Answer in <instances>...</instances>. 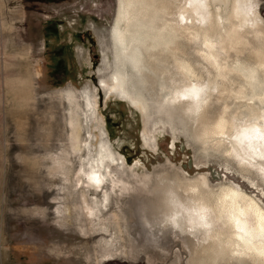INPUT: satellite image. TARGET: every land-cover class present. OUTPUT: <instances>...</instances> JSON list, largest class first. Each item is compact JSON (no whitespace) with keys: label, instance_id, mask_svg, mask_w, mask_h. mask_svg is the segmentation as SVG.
I'll return each instance as SVG.
<instances>
[{"label":"rangeland","instance_id":"374dc122","mask_svg":"<svg viewBox=\"0 0 264 264\" xmlns=\"http://www.w3.org/2000/svg\"><path fill=\"white\" fill-rule=\"evenodd\" d=\"M118 2L0 0V264H199L207 255L191 256V236L165 227L159 216L152 226L142 218L143 211L162 204L155 193L162 184L174 186L177 179L205 180L214 191L238 187L264 209L262 177L251 168L242 170L237 159L220 150L209 146L204 151L193 136L197 124L174 111L172 102L168 110L174 85L171 74H160L168 65L156 59L159 45L171 43L175 33L161 26L170 24L164 22L170 19L164 10L161 23L155 20L153 26L142 25L137 34L132 28L126 33L128 45L133 37L149 44L136 53L142 73L125 68L142 77L138 91L147 105L145 116L101 87V81L109 83L116 70L112 32ZM253 2L264 25V0ZM138 3L140 8L148 5L145 0ZM144 8L138 19L142 15L147 19ZM263 38L251 37L252 46L258 47ZM179 41L193 63L205 66L195 54L198 44ZM232 54L226 61L229 67L261 94L264 68L253 65L247 50L239 58ZM232 74L230 79L245 84ZM83 94L89 96L94 111L91 128L82 114ZM225 103L230 112H239V101ZM221 105L214 101L209 111L215 113ZM240 112L247 119V112L241 108ZM78 125L81 140L91 131L92 150L102 137L123 163L113 169L114 192L106 167L100 166L101 185L83 175L88 171V154L73 148ZM83 191L89 204L97 198L94 217L86 215ZM183 192L177 189L182 197Z\"/></svg>","mask_w":264,"mask_h":264},{"label":"bare ground","instance_id":"6f19581e","mask_svg":"<svg viewBox=\"0 0 264 264\" xmlns=\"http://www.w3.org/2000/svg\"><path fill=\"white\" fill-rule=\"evenodd\" d=\"M138 1L118 2V20L112 32L116 70L109 83L101 81V87L106 88L112 96L130 103L142 117L145 116L147 105L138 91L143 83L142 77L137 78L125 68L129 67L137 74L142 73V66H139L140 60L136 53L141 47L149 44L133 37L128 45L126 33L132 28L136 29L133 33L137 34V29L142 25L153 26L155 20L162 21L160 15L164 10L170 17L164 18V22L170 24L162 22L161 26L175 33L171 43L159 45L157 53L160 54V58L158 56L156 59L160 64L168 65L160 69V74H171L170 82L174 85L167 98L168 110L173 107L174 111L187 115L194 125L197 124L193 136L202 143L204 151L210 146L216 151L220 150L227 157H234L242 166V170L253 169L264 182V88L261 94L255 93L250 81L230 68L226 62L232 53L235 58H239L247 50L251 54L253 65L259 70L264 68V42L254 47L250 41L251 37L252 39L257 36L264 37V25L258 20L254 0H145L148 5L142 7L149 13L147 19H143V15L142 19H138L143 10ZM180 39L186 44H198L195 54L205 66L190 60L186 45L182 46ZM170 67L172 69H169ZM232 73H235L239 80L243 79L245 84L230 79L229 75ZM83 95L86 112L82 111V114L89 119L91 128L94 127L92 120L94 111L89 96ZM227 99L241 103L239 112L229 111L225 103ZM214 101L222 102V108L211 113L209 108ZM170 102L173 105L171 108ZM240 108L247 112V119L242 116ZM81 129V125L75 128L73 148L76 152L85 151L88 154L86 160L88 171L83 175L90 182L101 185L103 176L100 166L106 167L114 192L117 183L112 177L113 169L119 168L123 163L119 162L102 137L98 148L92 150V141L89 138L91 131H87L86 140H81ZM246 180L258 189L253 181ZM177 181L174 186L164 185L162 181V190L155 193H159L157 195L161 196L163 202L143 211L142 218L146 224L152 226L159 216L165 227L170 226L191 236L193 239L190 241L193 246L191 256L192 252L195 255L199 253L207 255L206 260L198 261L199 264L205 262L214 264L219 261L226 264L232 260L238 264L247 262L264 264V209L255 199L247 197L241 189L230 185L214 191L208 188L205 180L187 183L178 179ZM77 184H82L80 188L83 189L84 182L81 179ZM203 186L207 189H201ZM177 189H182L186 195L180 196ZM88 192L89 189L86 193ZM86 198L87 194L83 191L82 200L86 215L94 217L97 198L91 204ZM97 212L100 213L98 209Z\"/></svg>","mask_w":264,"mask_h":264}]
</instances>
